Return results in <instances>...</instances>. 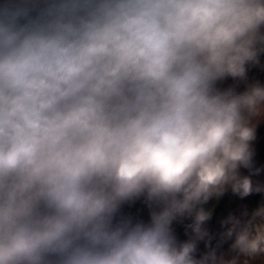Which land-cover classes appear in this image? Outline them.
Segmentation results:
<instances>
[{
    "label": "clouds",
    "instance_id": "1",
    "mask_svg": "<svg viewBox=\"0 0 264 264\" xmlns=\"http://www.w3.org/2000/svg\"><path fill=\"white\" fill-rule=\"evenodd\" d=\"M262 56L264 0H0V264H264Z\"/></svg>",
    "mask_w": 264,
    "mask_h": 264
},
{
    "label": "rangeland",
    "instance_id": "2",
    "mask_svg": "<svg viewBox=\"0 0 264 264\" xmlns=\"http://www.w3.org/2000/svg\"><path fill=\"white\" fill-rule=\"evenodd\" d=\"M261 63L264 64V56L261 57ZM249 77L250 79L257 78L264 82V68L255 67L250 69ZM231 83L232 81L229 79L224 86H227ZM242 87L243 86L241 85V90ZM254 148L256 151L255 159L257 162V166L264 165V123H262L257 129V140L254 142ZM242 172L243 174H247L246 170H242ZM253 180L254 182L259 181L264 184V172H261L259 176H254ZM227 198L228 199H226L227 201L225 202L223 201L225 198H221L219 204L216 206L214 219L211 224L213 228L218 224L217 221L220 218L226 216L233 207L237 210L243 211V207L246 206L248 211L250 212L252 209L258 206L261 200L264 199V196H262L261 194H254L250 197L245 198L244 200H240L233 195H230ZM212 203H215V201H213ZM178 234L180 239L186 238L183 235L182 229L178 230ZM200 248L203 250V244L200 245Z\"/></svg>",
    "mask_w": 264,
    "mask_h": 264
},
{
    "label": "trees",
    "instance_id": "3",
    "mask_svg": "<svg viewBox=\"0 0 264 264\" xmlns=\"http://www.w3.org/2000/svg\"><path fill=\"white\" fill-rule=\"evenodd\" d=\"M230 195H232L230 192H228V193H226L222 198H225L223 201L225 202V201H227L226 199H228L227 197H229ZM229 212H234V213H236V214H239L241 211L240 210H237L236 208H232V210L231 211H229ZM228 212V213H229ZM216 228H218V224L217 225H215L214 226V228L213 229H216ZM227 246L225 245V248H226Z\"/></svg>",
    "mask_w": 264,
    "mask_h": 264
}]
</instances>
